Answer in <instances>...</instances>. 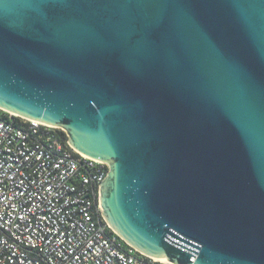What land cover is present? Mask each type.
<instances>
[{"label":"water","instance_id":"obj_1","mask_svg":"<svg viewBox=\"0 0 264 264\" xmlns=\"http://www.w3.org/2000/svg\"><path fill=\"white\" fill-rule=\"evenodd\" d=\"M0 109L109 165L143 255L264 264V0H0Z\"/></svg>","mask_w":264,"mask_h":264},{"label":"built area","instance_id":"obj_2","mask_svg":"<svg viewBox=\"0 0 264 264\" xmlns=\"http://www.w3.org/2000/svg\"><path fill=\"white\" fill-rule=\"evenodd\" d=\"M64 134L0 109V264H163L111 229L100 204L109 165Z\"/></svg>","mask_w":264,"mask_h":264},{"label":"trees","instance_id":"obj_3","mask_svg":"<svg viewBox=\"0 0 264 264\" xmlns=\"http://www.w3.org/2000/svg\"><path fill=\"white\" fill-rule=\"evenodd\" d=\"M64 137H65V139L67 140V137H66V135L64 134Z\"/></svg>","mask_w":264,"mask_h":264}]
</instances>
